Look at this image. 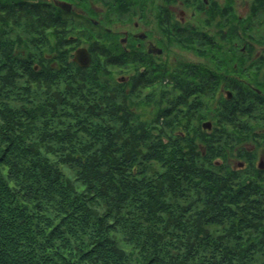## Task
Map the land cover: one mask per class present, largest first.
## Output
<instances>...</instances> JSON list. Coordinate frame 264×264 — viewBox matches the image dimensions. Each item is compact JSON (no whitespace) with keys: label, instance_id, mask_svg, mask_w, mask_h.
<instances>
[{"label":"trees","instance_id":"obj_1","mask_svg":"<svg viewBox=\"0 0 264 264\" xmlns=\"http://www.w3.org/2000/svg\"><path fill=\"white\" fill-rule=\"evenodd\" d=\"M224 4L213 0L201 26L166 8L152 29L165 46L211 50L222 66L234 67L229 54L241 46L246 65H264V0ZM102 5L109 18L130 12ZM76 20L87 22L46 0H0V264H264V169L243 178L230 163L255 165V149L239 144L264 139L248 126L264 119V75L227 78L231 98L214 115L220 129L234 115L233 136L191 135L200 118L190 98L207 89L194 77L219 73L187 59L168 72L122 48L110 24L92 23L91 63L81 66L74 36L88 24Z\"/></svg>","mask_w":264,"mask_h":264},{"label":"rangeland","instance_id":"obj_2","mask_svg":"<svg viewBox=\"0 0 264 264\" xmlns=\"http://www.w3.org/2000/svg\"><path fill=\"white\" fill-rule=\"evenodd\" d=\"M105 1L108 2L109 0H105ZM46 2H47V0H46ZM159 4L160 5H162V4L166 5L167 3L163 0H160ZM240 4L241 5L237 6V8H236L237 13L240 15H244L246 13V10H247V4L244 2L240 3ZM101 7H104V6H101ZM74 8H76L77 10L79 9L82 12L84 11L86 14H88L87 13L88 10L84 9L81 6H74ZM166 8H168V6H166ZM188 11L190 12L189 8H188ZM162 12H163V10L155 17L156 24L154 26L156 28L159 26V24H160L159 21L163 16ZM81 14H83V13H81ZM106 15H107V9H106V7H104L103 13H102V18L104 17L105 20L103 21V19L97 15V17L95 18L98 21L97 25H94V24L91 25V26H93V30L97 29L95 27H104V29L107 30L105 27L106 26L109 27L108 24L111 25V28H113L114 31L121 28V27L122 28L128 27V25L125 24V21H126L125 19L130 17L129 11L126 14L122 15L121 17H119L117 15V13L111 12V18H109L108 17L109 15H107V19H106L105 18ZM81 16H83V15H81ZM172 16L174 17V14ZM86 20H87V18H86ZM76 22H77V24H80V25H83V24H88V25L85 28L86 31L79 32V30H82L79 27L75 30V36L74 37H75V39H77V45H75V48L73 50V55H74V51L77 47L85 46L87 48L88 43H90L91 42L90 40L94 39L93 37L95 36L91 31L92 28L90 29L91 26L89 23H91V22L87 23V22H83L81 20H76ZM153 31H154V34H156V35L159 34V32H157V29H155V30L153 29ZM115 33L117 34V32H115ZM95 34H98V33H95ZM118 36L119 35L117 34V38H118ZM153 38H156L155 35ZM239 42H240V40H239ZM133 45L135 46L134 41H133ZM158 45L163 47L162 54L151 56L152 58L150 60L154 61L156 64L161 65V66L167 67V65H168L167 70H166L168 72H175L177 70L176 67L172 66L173 64H175L176 60L187 59L192 63L199 64L201 66L203 65L204 66L203 72H207V71L211 70V71H215L216 73H219V75H217L214 79L212 77H209L208 75L203 77V78H198V76L194 77V78H196V82H198V84L206 87L207 89L202 93H198V92L194 93L190 98V100H193V102L195 103L194 108H193V110H195L194 114L198 113L199 118H200V120L197 118L191 120V124H192L193 128H196V129H192L191 135L196 136L197 134H202V132H203L204 135H206V136H209V135H212L214 137H222L221 135L233 136L235 134V127H234V124L230 122L231 119L228 117L233 118L234 115L225 116L223 118V127H224L223 129H220L218 122H215L216 115H214V111L217 110L220 105H222L220 102V98L221 97H223L225 99L231 98V97H229L228 93L232 92V91H231V88H229L230 90L226 89V87H225L226 81H228V80L232 81V79H234V80H238L239 82L241 81L242 83H245L248 80V78L246 77L245 74L249 73V72L258 73V74H261V76H262V75H264V65H260V64H259L260 66H258V64H255L253 66L246 65V64H250V59L247 60V58H246L247 53H245V51H244L245 46H241V48H242L241 51H238L237 53L232 54V55L229 54L231 57L235 56L234 58H232L229 61L230 63L233 62L234 67H230V66H226V65H224V66L220 65L221 61L219 59L218 60H215L212 58L210 59L209 56L211 55V50H198L197 48L183 47V46H180L176 43H174V45L165 46L161 42H158ZM235 45L238 46V41L235 42ZM161 47H159V48H161ZM205 47L207 48L206 45L203 48H205ZM110 52H111V54H116L119 52V50L115 49V50H111ZM259 54H260V51H257L258 56H264V55H259ZM254 55H256V53H254ZM218 56L222 58V56L220 54ZM262 60H264V59H260L261 62H262ZM144 64H146V63L132 62L131 65H129L127 67V69H128L127 72L121 74V76L123 77L124 80H127L129 76H131L132 74L137 72L139 69L141 70V67L144 66ZM262 64H264V63H262ZM149 68L151 69V67H149ZM227 78H228V80H227ZM161 79H162V77L160 76L159 80H161ZM168 80H170V78H165L164 82H167ZM231 95H232V93H231ZM238 117L241 118V120L249 118V116H245L242 113H240V116H238ZM208 122L211 123L210 124L211 126L210 127L204 126V123H208ZM248 122H249L248 126L257 129V132H259L258 133L259 136L264 135V119H261V117H256L255 119H252L250 117ZM179 130H181V129H179ZM178 131L176 133H178ZM242 135L245 136L246 132H244ZM258 142L259 143H257V149H256V145H254L252 142H249V143L244 142V143L239 144V147L246 145V146H248L249 149H251V148L253 150L255 149L257 156H255L252 159V160H254V164H255L253 167L248 165V158H250L249 156L231 157V162H230L231 165L234 166V168L240 172V175L243 178L251 177L248 174H251V171H253L255 168L259 167V168L264 169V166L263 167L260 166V162L264 161V139H260V140H258ZM235 146H238V145H235ZM238 148H235V151H237ZM242 153H243V151H242Z\"/></svg>","mask_w":264,"mask_h":264},{"label":"flooded vegetation","instance_id":"obj_3","mask_svg":"<svg viewBox=\"0 0 264 264\" xmlns=\"http://www.w3.org/2000/svg\"><path fill=\"white\" fill-rule=\"evenodd\" d=\"M112 1L117 6H121V5L128 6L130 13L131 10L135 7L134 9L137 12V14L133 15V17L130 16L129 18L125 19L126 20L125 24L128 25V27L125 28L121 27L115 30V32H117V34L119 35L118 40L122 48H124L125 50H131L136 54H140L142 57H144L147 60V63L149 61V57L162 54L163 51L158 52V48L161 47L158 45V42L160 41L157 40L158 37L156 36V34L154 33L153 35L151 34V30H153L152 27L156 24L155 17L162 10L166 9V6L163 4L160 5L159 2H158L159 6H150V0H142V6L133 5V2L134 1L137 2L138 0H112ZM192 1L193 3L196 4V6H182L181 4L179 5L170 4L168 6V8L174 14L176 23L178 24L183 23L189 25L202 24L203 22L202 18L206 15V13L203 14V10L205 8H208V6H213V0H202L203 2H205L204 5L202 4V2L197 5V0H192ZM47 2L48 4H52V6H58L68 11H74V13L78 16L83 15L84 17L83 16L81 17L83 18L86 17L87 23L91 22L92 24L97 25L98 21L95 18L97 17V15L102 18L104 7L101 6H103L102 2H106V1L105 0H47ZM221 2H222V6H224L225 5L224 2H226V0H221ZM74 6H81L84 9H87L88 14H86L84 11L82 12L79 9L77 10L76 8H74ZM188 8L190 9V12L188 11ZM105 28L108 31L110 30V28L107 26ZM141 35H144V37H141ZM154 35L157 38H153ZM124 37H126V40L124 41V43H122L121 38ZM133 41L135 42V46L133 45ZM78 48L81 47H77L75 49L74 55ZM161 48L163 49V47ZM146 60H144L143 62L145 63ZM146 64H144V66L141 67V70L146 68Z\"/></svg>","mask_w":264,"mask_h":264},{"label":"water","instance_id":"obj_4","mask_svg":"<svg viewBox=\"0 0 264 264\" xmlns=\"http://www.w3.org/2000/svg\"><path fill=\"white\" fill-rule=\"evenodd\" d=\"M68 8V7H67ZM69 9V8H68ZM145 35V34H144ZM144 35H141V37H144ZM126 40V37L121 38V42L124 43ZM158 52H162V48H158ZM73 59L78 62L81 66H88L91 63V55L86 47L78 48L75 52V55ZM229 97L231 96V92L228 93ZM211 123H204V126L210 127ZM241 164V163H240ZM260 166H264V161L260 162Z\"/></svg>","mask_w":264,"mask_h":264}]
</instances>
